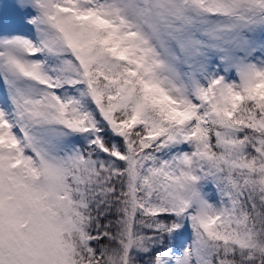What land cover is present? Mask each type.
Returning a JSON list of instances; mask_svg holds the SVG:
<instances>
[{
	"label": "snow or ice",
	"instance_id": "1",
	"mask_svg": "<svg viewBox=\"0 0 264 264\" xmlns=\"http://www.w3.org/2000/svg\"><path fill=\"white\" fill-rule=\"evenodd\" d=\"M0 264H264V0H0Z\"/></svg>",
	"mask_w": 264,
	"mask_h": 264
}]
</instances>
